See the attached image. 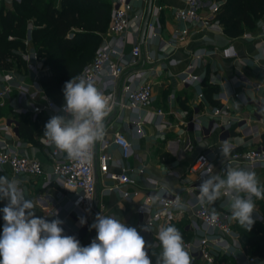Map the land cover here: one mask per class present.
I'll use <instances>...</instances> for the list:
<instances>
[{"label": "crops", "instance_id": "0c3cea01", "mask_svg": "<svg viewBox=\"0 0 264 264\" xmlns=\"http://www.w3.org/2000/svg\"><path fill=\"white\" fill-rule=\"evenodd\" d=\"M0 1V11L3 7L13 9L14 4L20 3V0ZM147 1L133 0L132 17H144ZM208 1L220 3L216 0H202L205 3ZM54 2L56 8L59 9L61 1L54 0ZM111 2L114 3V0ZM113 3H111L112 6ZM152 6L153 11L157 12L156 17H153V11L150 15V19H153L156 26V37L149 46L154 62L149 64L141 58L136 65L128 67L119 80L115 92L116 98L119 99L120 84L127 85L146 80L152 83L153 102L151 109L145 111L143 136L137 138L133 135L131 131L132 114L127 110L121 111L115 108L106 118L103 139H110L116 132L123 133L133 145L127 159L128 167L137 169L144 165L145 173L140 176L132 175L136 178L135 187H125V189L128 191L138 190V195L127 201L121 200L115 193H102V185L110 182L96 170L97 183L94 195L96 211L103 209L105 216H114L128 226L137 229L140 218L136 214V210L142 204L143 198L151 194L152 191L163 190L167 195L180 192L179 196L184 203L194 196L198 191L199 184L196 182L195 176L188 172V169L198 154L222 144V141L226 139L233 145L234 150L264 145V88L257 92L250 87L251 83L264 78V47H257V43L260 40L264 41V38L255 39L253 42H246L240 38L245 32L255 34L256 26L244 30L241 35L235 38L227 36L222 25L221 32L215 28H199L188 36L184 44L166 51L164 59H161L159 48L172 38L175 28L182 26L174 15L178 9L183 8L184 4L182 0H153ZM202 13L206 14V10H203ZM28 24L33 27L31 19L27 21V27ZM141 24L142 22L135 24L131 32L132 35L127 37L124 50L127 60L132 44L139 43ZM109 27L110 18L103 32L94 33L97 49L102 46L105 40L109 41L112 38ZM75 32L81 31L74 28L67 37L72 38ZM141 45L142 48L145 47L144 42ZM229 47L238 53L241 60L248 59L250 61L257 58L258 60L254 63L250 61L247 67H242L234 59L223 55V50L229 49ZM203 49L215 53L196 62L192 71L193 74L204 75L199 87L202 98L199 99L198 87L183 85L180 81V72L192 59V54ZM30 50L36 52L32 43ZM40 59L43 62V59ZM44 67L48 71L47 65ZM24 68L27 72L20 73L17 68L11 70L17 72L18 80L29 85L28 92H32L30 84L34 82L33 74L26 67ZM46 72L41 73L40 76ZM39 78L37 82L44 90ZM220 83L225 84V91L230 87L239 94V97L225 98ZM3 103L4 105L0 107V138L6 139L20 153L37 158L44 173L40 177H13L7 167H2L0 176H7L9 179L16 178L20 181V187L24 191L25 197L33 201L34 210L38 216H41L46 208H51L55 201L57 206L54 210L57 218L64 222L62 224L64 234L73 235L82 243L92 231L95 233V229H90V225L94 222L96 215L94 212H90L86 219L87 223L81 226L79 223L81 211L67 212L69 211L67 210V200L70 194L66 193L65 197H62L63 199L60 198L61 196L58 194L61 192V188L50 180L51 161L43 134L44 125L50 119L51 113L45 110L35 111L34 108L41 105L40 101L37 98L30 101L28 98L20 96L16 90L11 91ZM215 107H220L222 110L221 115L217 118L211 116V111ZM155 109H161L164 113L159 125H155L153 119L150 120L149 114ZM214 123H217L218 126L214 127ZM228 123L230 127L224 129L223 126ZM102 141L94 145V158L99 153ZM110 153L114 158L119 157V151L116 148H112ZM224 168L226 167L219 165L214 173L223 176ZM109 171L118 172L120 169L110 165ZM253 171L256 173L260 185L264 186V168L256 166ZM188 190H193L192 194H189ZM253 199L254 202H257L255 198ZM6 203V200H0V208H3ZM208 207L210 209L214 207L217 212L231 216L225 196ZM255 212L258 215L255 220L261 221L259 203L256 205ZM230 220L233 228L236 221L231 218ZM261 222L264 224V221ZM3 224V213L0 212V232H2ZM169 225L179 227L183 234L191 239L197 237L198 222L192 212L187 209H184V212ZM161 226L167 225H163L161 222L157 223L152 234L149 237H144L150 245H153L148 249L151 260L154 258L153 252L156 254L161 252L159 241L155 239ZM232 251L230 256H223V258L229 263L244 264V253L241 247Z\"/></svg>", "mask_w": 264, "mask_h": 264}, {"label": "built area", "instance_id": "2783aa9c", "mask_svg": "<svg viewBox=\"0 0 264 264\" xmlns=\"http://www.w3.org/2000/svg\"><path fill=\"white\" fill-rule=\"evenodd\" d=\"M182 2L184 4L183 8L178 9L174 15L175 19L181 23L182 26L175 28L172 38L159 48V57L161 59H164L166 51L175 49L178 45L184 44L188 36L199 28H215L219 32L222 31L221 24L216 19L220 3L209 1L205 3L202 2V0H182ZM132 3L133 0H114L109 27L112 38H110L109 41L105 40L103 42L102 46L96 50L90 63L83 67L75 76H81L93 81L95 86L109 99L112 105V111L115 108L121 111H129L133 116L131 131L134 136L140 138L143 136L142 127L145 122V111L152 107V83L146 80L141 82L136 81L127 85L120 84L119 99L116 98L115 92L118 88L119 80L123 77L128 67L136 65L141 58L149 64L154 62L149 46L156 37V26L153 19L148 21L144 39L145 47L142 48V45L137 42L132 44L129 52V59L127 60L124 54L127 37L132 35L131 32L135 24H139L143 20L141 16L132 17L134 10ZM203 10H206V14L202 13ZM156 13L157 12L153 11V17H156ZM32 28L33 27L28 24L26 35L22 40L23 49L18 50L17 53L21 60L24 61L25 67L33 74L34 82L30 84L33 90L32 92H28L27 88H29V85L18 80L15 70L0 69V107L4 105L3 101L8 97L11 91L16 90L20 96L26 97L30 101H34L36 98L40 101L41 105L35 107V111L45 110L50 112L51 116L60 115L62 114L60 108L64 101L59 103L51 99L37 82L40 74L46 72L47 68L44 67L42 60L38 57L36 52L30 50V32ZM240 38L246 42H253L255 39H263L264 17L256 23L255 34L245 32ZM257 44V47H264V41L262 40ZM214 53V51L204 49L194 52L192 54V59L180 72V81L183 85L198 87L199 99L202 98L201 88L199 87L204 75L193 74L192 71L196 66V62ZM223 55L234 59L242 67H247L250 61L254 63L258 60V58L250 61L248 59L241 60L238 57V53L231 47L223 50ZM220 84L222 85L225 98L232 99L239 97V94L235 93L230 87L225 91V84ZM250 87L254 91H260L264 88V78L258 82L251 83ZM221 113V108L215 107L211 111V116L217 118ZM163 114L161 109L152 110L149 114L150 120L153 119L155 125H159ZM217 126L218 124L214 123V127ZM223 127L224 129H228L230 124L228 123ZM46 146L51 161V171L49 173L50 180L58 184L61 188V192L58 196L62 198L65 197L66 193L70 194L67 200V210H69L67 212L80 210V217L86 219L90 212H94L95 215L98 213L105 215L103 209L98 211L95 210L94 195L97 183L96 170L110 182L102 185V193H115L121 200L127 201L132 200L138 195V190L128 191L125 187H135L136 178L132 175H143L145 173V166L142 165L137 169L128 167L127 159L131 154L133 145L123 133L116 132L110 139L103 140L99 153L95 158L93 146L90 158L86 161L69 160L66 154L50 145L47 140ZM221 146L222 144L217 145L206 152L198 154L192 161L188 172L195 176L198 184H200L204 178L203 174L205 172L210 171L214 173L219 165L245 168L251 171H253L256 166L264 168V145L244 147L239 150L233 149L230 156L224 159L223 162L219 150ZM112 148L118 149V158H114L111 155L110 150ZM110 165L116 166L120 171L110 172ZM2 167H7L13 177H40L44 173L41 163L37 158L20 153L14 149L6 139L0 138V169ZM192 191L193 190H188V193L192 194ZM155 193H161V199L153 203L150 197ZM179 194L180 192L167 195L165 192L157 189L143 198L142 204L136 210V214L140 218L138 222V231H140L143 237H149L157 223L161 222L163 225H169L177 216H180L184 212V209L181 210L177 208L175 204L176 197L179 196ZM198 197L199 193L197 191L194 196L185 203L187 204L185 209L192 212L199 225L196 229L197 237L185 241V247L192 257V262L200 260L201 264H230L223 256H230L233 253V249L240 248L239 236L232 228L233 224L230 220V216L220 213L218 219L212 220L210 216L211 209L208 205H201ZM56 206L57 204L54 201L51 208H46L41 216L49 220L56 219L57 215L54 210ZM257 218V213H253V219L255 220ZM147 224L152 231L141 230V226ZM95 236L96 231L90 242ZM244 264H264V260L244 254Z\"/></svg>", "mask_w": 264, "mask_h": 264}, {"label": "clouds", "instance_id": "9594fccd", "mask_svg": "<svg viewBox=\"0 0 264 264\" xmlns=\"http://www.w3.org/2000/svg\"><path fill=\"white\" fill-rule=\"evenodd\" d=\"M60 115H53L44 125L48 143L66 154L69 160L86 161L93 146L105 137V121L112 111L109 99L95 83L81 76L72 77L63 87ZM222 162L227 159L233 145L226 139L219 149ZM224 175L210 171L198 186L199 203L213 205L222 196L227 198L230 218L251 230L256 200H264V186L254 171L227 166ZM163 191V190H162ZM153 203L161 193L150 197ZM0 200L7 203L0 232V264H152L148 249L152 248L136 227H130L114 216L98 213L90 229L96 236L87 246L73 235H65L61 219L38 216L33 201L25 197L16 178L0 176ZM176 207H187L179 196ZM212 220L220 213L213 207ZM81 226L87 223L80 217ZM142 231H152L142 225ZM161 252H155V264H192L181 232L173 225L161 226L156 234Z\"/></svg>", "mask_w": 264, "mask_h": 264}, {"label": "trees", "instance_id": "16d2710c", "mask_svg": "<svg viewBox=\"0 0 264 264\" xmlns=\"http://www.w3.org/2000/svg\"><path fill=\"white\" fill-rule=\"evenodd\" d=\"M42 1L20 0L19 4H14L13 9H1L0 69L25 67L17 52L23 49L22 40L27 32V21L31 19V43L38 57L48 67V71L40 76L39 82L47 95L60 103L63 102L62 90L65 82L83 68L78 55L71 59L68 57L69 53L84 49L89 44H96L94 33L106 29L111 6L105 0H62L60 8L57 9L55 2ZM216 1L220 2L216 19L223 26L224 33L231 38L241 35L246 29L254 28L264 17V0ZM74 28L81 32H75L72 38H68L67 35ZM77 70L79 72L74 74ZM259 207L264 209V201L259 203ZM254 221L250 231L237 221L233 230L239 236L240 247L245 255L264 260V224ZM176 228L181 232L184 241L191 239L179 227ZM155 261L154 256L152 264ZM192 264H201V261L195 260Z\"/></svg>", "mask_w": 264, "mask_h": 264}, {"label": "rangeland", "instance_id": "374dc122", "mask_svg": "<svg viewBox=\"0 0 264 264\" xmlns=\"http://www.w3.org/2000/svg\"><path fill=\"white\" fill-rule=\"evenodd\" d=\"M43 1H46V0H43ZM42 1V2H43ZM50 1H52V2H54V0H50ZM105 1H107V2H109L110 3V5H111V3H113V2H111V0H105ZM0 6H1V1H0ZM112 6V5H111ZM112 12H113V6L110 8V19H111V15H112ZM96 50H97V46L94 44V43H92V44H89L88 46H86L84 49L82 48V49H78V50H75V51H73V52H71V53H69V58H75L77 55H78V57H79V61H80V63H82L83 64V66L84 65H87L89 62H90V60L92 59V57L94 56V54H95V52H96ZM80 54V55H79ZM78 61V62H79ZM13 63H15V62H13ZM13 66H16V65H14L13 64ZM18 71L20 72V73H23V72H27V70L25 69V68H19L18 69ZM18 72V73H19ZM79 71L77 70V71H75V73L74 74H76V73H78ZM262 201H264V200H257V202H255L256 203V205H257V203H260V202H262ZM260 213H261V215H262V220L261 221H264V209H260ZM235 226L236 225H234L233 226V228H235ZM235 231V230H234ZM236 232V231H235ZM237 233V232H236ZM230 264H233V263H230Z\"/></svg>", "mask_w": 264, "mask_h": 264}, {"label": "water", "instance_id": "95a60500", "mask_svg": "<svg viewBox=\"0 0 264 264\" xmlns=\"http://www.w3.org/2000/svg\"><path fill=\"white\" fill-rule=\"evenodd\" d=\"M152 2L153 0H148L147 1V6H146V11L142 20V24L140 27V32H139V43L143 44L144 39H145V35H146V31H147V24L148 21L150 19V15L153 11V6H152ZM94 231H92L81 243L82 246H87L89 241L91 240L92 236H93Z\"/></svg>", "mask_w": 264, "mask_h": 264}]
</instances>
